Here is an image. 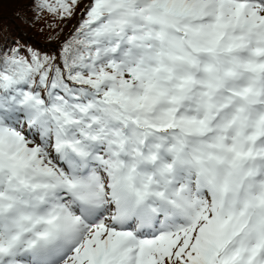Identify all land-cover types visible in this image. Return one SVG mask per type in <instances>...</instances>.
<instances>
[{"label":"snow or ice","instance_id":"6c2138e0","mask_svg":"<svg viewBox=\"0 0 264 264\" xmlns=\"http://www.w3.org/2000/svg\"><path fill=\"white\" fill-rule=\"evenodd\" d=\"M13 4L0 264H264V0Z\"/></svg>","mask_w":264,"mask_h":264},{"label":"trees","instance_id":"16d2710c","mask_svg":"<svg viewBox=\"0 0 264 264\" xmlns=\"http://www.w3.org/2000/svg\"><path fill=\"white\" fill-rule=\"evenodd\" d=\"M17 7H19L18 4H13L11 6L5 5L4 11L2 13L5 19H3V21H0V23H2L4 26H8L12 28H16L18 26L20 30H22L28 36L33 37L35 41L39 42L40 44H44L46 42L47 33H41L37 31L35 28H29L20 19H18L14 14L15 9ZM9 17H11V21H14V23L10 22V20L8 19ZM38 27H40V25H37V28ZM70 27H71V23H69L68 27H65L64 31L67 33Z\"/></svg>","mask_w":264,"mask_h":264}]
</instances>
